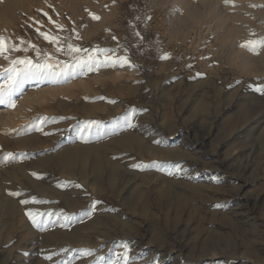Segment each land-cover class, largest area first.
I'll list each match as a JSON object with an SVG mask.
<instances>
[{
  "label": "rangeland",
  "instance_id": "obj_1",
  "mask_svg": "<svg viewBox=\"0 0 264 264\" xmlns=\"http://www.w3.org/2000/svg\"><path fill=\"white\" fill-rule=\"evenodd\" d=\"M168 1L0 0V35L13 43L31 41L69 63L40 33L65 47L113 50L103 66L28 82L16 97L17 106L30 89L54 87L31 103L26 121L0 129V183L12 178L0 188V264H123L125 251L129 264L264 263V86L251 83L263 75L251 73L253 51L242 47L264 39V0ZM218 18L245 53L234 54L220 30L187 22ZM124 57L123 76L112 78ZM8 66L0 57V70ZM77 145L102 168L73 183L72 164L58 157ZM111 179L129 183L126 191ZM60 181L44 194L41 186ZM19 205L48 215L36 217L40 227L28 217L23 229Z\"/></svg>",
  "mask_w": 264,
  "mask_h": 264
},
{
  "label": "snow or ice",
  "instance_id": "obj_2",
  "mask_svg": "<svg viewBox=\"0 0 264 264\" xmlns=\"http://www.w3.org/2000/svg\"><path fill=\"white\" fill-rule=\"evenodd\" d=\"M93 18L98 19L95 16ZM49 20L51 22V18ZM54 26L58 31H63L62 25L55 24ZM40 35L44 40L55 46L56 52L68 56L71 62L55 60L48 52H42L36 48L31 41L21 39L19 43H13L8 37L0 35V57L7 60L9 65L7 68L0 70V105L14 108L16 106V97L23 92V86L28 82L50 81L52 83H58L74 76L77 72L91 71L94 67L103 66L110 62L108 54L113 50H101L98 48L87 50L74 46L71 43H68L65 47L61 42V38L57 35L50 33H40ZM242 47H247L254 54H258V49L264 47V39L249 41L242 45ZM29 50L35 53V60L28 57L27 52ZM13 52H21L24 55L21 58H12L11 53ZM84 53L88 54L85 55ZM99 56H103L104 60H100ZM120 62L129 63L126 57L121 58ZM260 91L264 92V89ZM8 158H12V154H8ZM10 195L18 194L10 193ZM22 202L28 203V201ZM26 215L29 216L35 226L40 227L43 221L38 222L36 217H42L48 214L39 212L33 214L32 212H28ZM87 254L91 253L89 252ZM47 258L50 259V257ZM120 258L123 260V264H129L127 251Z\"/></svg>",
  "mask_w": 264,
  "mask_h": 264
},
{
  "label": "bare ground",
  "instance_id": "obj_3",
  "mask_svg": "<svg viewBox=\"0 0 264 264\" xmlns=\"http://www.w3.org/2000/svg\"><path fill=\"white\" fill-rule=\"evenodd\" d=\"M180 1V2H179ZM184 1V0H183ZM181 0H169V2H173V7L174 5H178V2L179 4L183 5ZM206 2L205 3H209V0H205ZM175 2V3H174ZM167 3V4H168ZM204 3V2H203ZM218 4V3H217ZM175 5V6H176ZM180 5V6H181ZM210 5V4H209ZM217 6V5H216ZM216 6H210V12L209 13V16L210 15H216ZM209 8V7H208ZM190 9V8H189ZM169 10V9H168ZM171 10V9H170ZM209 10V9H208ZM174 11V10H173ZM195 12V11H194ZM193 11H189L187 12L186 10V15L189 14L190 17H194L195 13ZM188 13V14H187ZM188 16V17H189ZM196 17V16H195ZM219 18L217 19V21H187L189 22V24L191 23V25L195 26L197 29H201L203 28V32H205L206 34H208L209 32L211 33H215L217 34L218 31L220 30V32L217 34L218 36L221 35V37H218V38H221V40L223 41H228L230 39H232L231 41V50L233 51L234 54H237L240 52V46H239V41L238 40H235L237 38V35L234 33V35H228V32H229V27L228 26H225L224 22L223 21H218ZM183 22V21H182ZM186 21H184L185 23ZM192 26V27H193ZM202 30V29H201ZM220 34V35H219ZM214 35V34H213ZM264 49V48H263ZM243 49H241V52L243 53L244 51H242ZM249 50V49H248ZM241 52H240V55H241ZM250 52V51H249ZM245 53V52H244ZM253 53V52H252ZM254 54V53H253ZM239 55V56H240ZM242 55H247V54H242ZM248 56L249 54L245 57V63L244 65L248 68V64H250L249 60H248ZM253 56V55H251ZM238 57V56H237ZM243 56H241V58L239 57L238 59H242ZM252 58V57H251ZM250 58V59H251ZM253 59V58H252ZM254 69L252 70L251 73H259V74H262L263 77H259V78H256L255 80L251 81L252 84H256V86L258 85H263L264 86V51H262L261 48L258 49V54H254ZM119 61V60H118ZM256 65V66H255ZM123 67H124V64L123 63H118L115 65V68L117 70H114V73H113V77H116L118 78V80L123 76ZM120 68V69H118ZM127 69V68H126ZM251 71V70H249ZM261 75V76H262ZM110 76V75H109ZM78 80V79H77ZM73 82V80H70ZM81 81V80H80ZM64 82V81H63ZM76 82V81H75ZM82 82V81H81ZM80 82V83H81ZM254 82V83H253ZM68 83V82H67ZM65 83V84H67ZM70 85H71V82H69ZM64 84V85H65ZM250 84V85H252ZM62 85V84H61ZM63 85V87H64ZM69 85V84H68ZM66 85V86H68ZM69 85V87H71ZM74 85V83H73ZM65 86V87H66ZM68 87V88H69ZM54 88V87H53ZM53 88H45L43 89L42 91H36L35 89H30L29 92L26 93V98L24 100H21L18 102V105L14 108H12L11 112H8L5 114H3V116L1 117L0 116V129H5V127L7 126H12V125H20V123L26 121L24 118H26V116L24 117V113H26L28 111V109L31 108V106H33V104H31L32 102L36 101V98H44L45 95L47 94H51L52 93V89ZM35 90V91H34ZM16 103V102H15ZM4 107V105H0V108ZM28 113V112H27ZM130 117V116H129ZM128 117V118H129ZM123 123L124 121H115L113 123H111V126L112 127H121L123 126ZM211 127V126H210ZM1 134V133H0ZM127 135V134H126ZM129 135V134H128ZM123 136V135H122ZM130 136V135H129ZM129 136H125L123 137V139L121 140V142L123 144L125 143H128L129 140ZM116 141H119L116 140ZM120 142V143H121ZM121 145V144H120ZM123 146V145H122ZM81 148V146L77 145V146H72L70 147L68 150H66L65 152H62L59 157H58V161L60 164H67V163H71L72 164V167L73 169H70L68 172L70 174V177L74 180L73 183H75V181H78L79 179L77 178V175L78 174H82L83 176H85V178H87L88 176V173L92 172V170H95V171H98L99 169H101V165L99 166L98 165V162H99V159L98 158H95L91 155L90 151H84L83 153L80 152V150H77L76 148ZM154 151V150H153ZM140 152V151H139ZM155 152V151H154ZM94 153V152H93ZM151 153V152H150ZM188 153V152H187ZM115 154V153H114ZM141 154V153H140ZM143 154V153H142ZM184 154V153H183ZM116 155V154H115ZM144 155V154H143ZM140 158V157H139ZM191 158V157H190ZM122 166V165H121ZM117 166H114V168H116ZM216 169V168H215ZM15 171V170H14ZM220 172V171H218ZM13 173V172H12ZM16 173V172H14ZM9 174V173H7ZM15 175V174H14ZM2 177V176H0ZM13 177V176H12ZM114 178V177H113ZM11 179L12 178H7V177H4V180L3 181V184L0 183V188L2 189H8L9 190V183H11ZM15 180V178L13 179ZM148 180V179H147ZM72 181V180H71ZM98 183V182H97ZM96 182H94V184H97ZM52 184V183H51ZM129 183H118V181H116L115 179H111L109 180V182L107 183V185H109L110 187H115V186H118L120 188V192H125L126 191V188L128 186ZM12 185V184H11ZM60 185H64L63 181H60L58 182L57 184L55 185H47V186H41V189L45 191V195H51V194H54V192L56 193V189L53 188L52 186H60ZM98 186V191L99 193L101 192H104L105 191V188L107 187L106 186V183L104 184H99L97 185ZM182 186H186V184L182 183ZM181 187V186H180ZM15 188V187H14ZM57 188V187H56ZM6 190V191H8ZM15 191V190H14ZM184 191V190H183ZM16 193V192H15ZM10 194V193H9ZM6 195V194H5ZM30 195V194H29ZM7 196V195H6ZM27 196V195H26ZM31 196V195H30ZM56 196V195H55ZM180 196V195H178ZM12 197V196H11ZM25 198V197H24ZM29 198V197H28ZM179 198V197H178ZM177 199V198H176ZM11 201V200H10ZM11 204V202H10ZM9 204V205H10ZM13 205V204H12ZM26 206V205H25ZM14 208V206H12ZM12 208V209H13ZM18 209L15 210V212L17 213L16 215H19L21 221L23 222V229H31V226H30V223L27 222V218L29 217L28 215H26V213H28L29 211H27L24 207H22L21 205H19L17 207ZM34 214V213H33ZM71 214V213H70ZM219 215V214H218ZM217 216V215H216ZM29 219V218H28ZM37 219V218H36ZM39 219V218H38ZM56 219V218H55ZM249 219L252 221V223L256 224V219L253 218V217H250L249 215ZM31 220V219H30ZM40 220V219H39ZM32 221V220H31ZM257 227L260 229V226L258 224H256ZM52 238V237H51ZM58 238V237H57ZM56 240V239H55ZM65 240V239H64ZM72 245V244H71ZM108 246V245H107ZM135 249V248H134ZM94 254V253H93ZM90 259H93L95 258L93 255L89 256ZM151 258V257H150ZM88 259V257H87ZM91 261V260H90ZM87 263V262H86ZM73 264V263H72ZM264 264V263H263Z\"/></svg>",
  "mask_w": 264,
  "mask_h": 264
}]
</instances>
